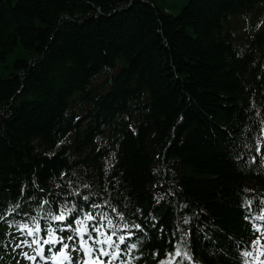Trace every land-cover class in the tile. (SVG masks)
I'll list each match as a JSON object with an SVG mask.
<instances>
[{"label": "trees", "instance_id": "16d2710c", "mask_svg": "<svg viewBox=\"0 0 264 264\" xmlns=\"http://www.w3.org/2000/svg\"><path fill=\"white\" fill-rule=\"evenodd\" d=\"M20 46L0 74V264L6 218L85 195L142 226L144 263L191 229L198 262L241 264L242 205L264 200V0H0V65Z\"/></svg>", "mask_w": 264, "mask_h": 264}, {"label": "snow or ice", "instance_id": "6c2138e0", "mask_svg": "<svg viewBox=\"0 0 264 264\" xmlns=\"http://www.w3.org/2000/svg\"><path fill=\"white\" fill-rule=\"evenodd\" d=\"M256 150L258 153L260 152L259 142ZM252 160L254 162L255 157ZM245 191L248 190L245 189ZM75 195H79V193H75ZM82 200L84 205L80 207H77L75 202H72L69 206L68 202L65 201L59 206L58 213L49 211L47 216H42L39 219L32 217L31 224L27 222L20 223L18 230L30 239L21 240L15 247H28L33 249L34 253L29 255L28 252L22 251V257L30 261L31 264H37V258L43 264H115L117 261H119V264H133L134 258L131 253L133 250L138 249V244L131 241L134 236L138 239L137 233L128 230L129 226L127 224L118 229L107 213L97 212L95 215L93 214L94 210L107 207L108 202L104 204L89 203L90 197L87 195L83 196ZM157 202L159 203V200ZM43 203L48 204L49 201L45 200ZM261 203L264 204V201ZM251 205L252 201L248 200L242 207H247L250 212ZM85 207L88 209L87 211ZM112 211L116 212L121 220L124 219L123 214L117 212L115 208ZM7 214L11 215L12 212L9 211ZM245 218L249 219V216L246 215ZM253 219L264 220V216L253 217ZM41 220H48L50 223L42 227ZM52 222L57 227H53ZM183 222L188 224L189 219L186 218ZM73 224L75 227H73ZM134 227L138 231H143L140 224H136ZM254 229L264 235V225L257 226L254 224ZM160 231L163 232L162 227ZM65 233L67 234L66 238ZM188 234H191V229L188 230ZM252 243L261 246L260 255L264 256V241L257 238ZM174 248L175 253H166V258L161 260L160 264H175L173 255L176 258L183 257L189 261L192 260L186 250H181L179 243L174 245ZM45 249H47V255ZM73 253L76 255L73 256ZM156 255H159V253H156ZM249 255H252V253L244 252V256ZM135 259H139V257H135ZM260 264H264V261H261Z\"/></svg>", "mask_w": 264, "mask_h": 264}, {"label": "rangeland", "instance_id": "374dc122", "mask_svg": "<svg viewBox=\"0 0 264 264\" xmlns=\"http://www.w3.org/2000/svg\"><path fill=\"white\" fill-rule=\"evenodd\" d=\"M157 3H161L163 0H155ZM188 1V0H186ZM24 59L28 60L31 59L28 53H26L23 49L22 46L16 48L15 52L10 56L9 60L7 63L3 64L2 66L0 65V74L4 78L11 77L13 73H16V69L14 68V63L17 60ZM5 66L6 68H2Z\"/></svg>", "mask_w": 264, "mask_h": 264}]
</instances>
